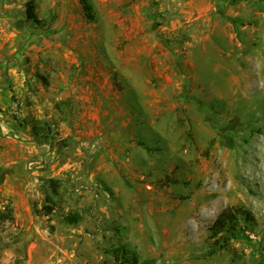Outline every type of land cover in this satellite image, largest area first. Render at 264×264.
<instances>
[{
	"label": "rangeland",
	"instance_id": "rangeland-1",
	"mask_svg": "<svg viewBox=\"0 0 264 264\" xmlns=\"http://www.w3.org/2000/svg\"><path fill=\"white\" fill-rule=\"evenodd\" d=\"M89 1L94 21L80 0H0V86L16 92L0 111L48 127L43 210L91 237L101 223L113 258L264 264V0ZM224 211L249 220L215 236ZM42 239L0 222V264H53Z\"/></svg>",
	"mask_w": 264,
	"mask_h": 264
},
{
	"label": "crops",
	"instance_id": "crops-1",
	"mask_svg": "<svg viewBox=\"0 0 264 264\" xmlns=\"http://www.w3.org/2000/svg\"><path fill=\"white\" fill-rule=\"evenodd\" d=\"M1 66V71H5L6 66L3 64ZM8 70V75L11 76V73L15 74L18 69L11 65ZM0 87L3 89L0 91V104L9 106L11 98L16 92L7 88V85ZM30 118L28 120H37L36 117ZM25 137L31 141L30 147H32L30 152L33 159L29 163L19 157L24 147L20 139ZM40 152H42V144L35 138L32 127L29 124L21 126L14 117L0 111V190L6 189V203L13 208L16 221L21 222L23 227L29 226V228L39 229L42 225V248H50L47 263L115 264V258L110 253L102 252L99 240L102 237L100 234L104 233V230L100 226L101 223L94 224L90 217L92 221L90 229L100 228L91 237L88 233L90 231L86 230L87 225L82 223H61L58 225L56 210L53 209L50 212L43 210L47 209L50 203L57 201L52 197V201L48 199L46 181L51 178L49 170H46L48 159L43 160L42 157L35 156ZM48 194L51 196L50 191ZM84 200L88 201L87 212H90L89 210L92 209L91 196L87 195ZM75 203V200L68 199L70 207L67 206L65 211L77 210ZM96 205H98L101 215H105V209L110 208V205L103 201L97 202ZM53 206L55 207V205ZM49 209L47 210L49 211ZM48 223L56 224L54 235L49 234L48 236Z\"/></svg>",
	"mask_w": 264,
	"mask_h": 264
},
{
	"label": "trees",
	"instance_id": "trees-1",
	"mask_svg": "<svg viewBox=\"0 0 264 264\" xmlns=\"http://www.w3.org/2000/svg\"><path fill=\"white\" fill-rule=\"evenodd\" d=\"M80 3L82 5L86 18L90 21H94L95 13H94L93 5L90 3V1L80 0ZM33 9L34 8L29 7L27 16L30 20H35L36 22H38L34 15ZM28 124L32 127L35 138L40 143V140H42V136L47 135L45 134V132H48V127H46L45 129L44 127H42V125H39L35 122H28V121H26V123L24 121L23 126L28 125ZM54 192H55V189H54ZM4 210H5L4 213L0 211V222L5 223V222L15 221L13 208H11L8 205L4 207ZM240 216H245V218L249 220V217H248L249 215L246 213L238 212L237 214H232V212L230 211H224L222 214L218 216L213 226L214 235L217 236L218 234H221L223 232H228L226 231L227 220H230V223H232L233 221L238 220ZM115 264H139V257L135 252H129L126 249L118 250L115 255Z\"/></svg>",
	"mask_w": 264,
	"mask_h": 264
}]
</instances>
